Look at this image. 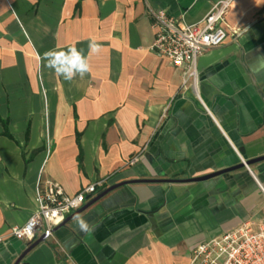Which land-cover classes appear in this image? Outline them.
I'll return each instance as SVG.
<instances>
[{
  "label": "crops",
  "instance_id": "obj_1",
  "mask_svg": "<svg viewBox=\"0 0 264 264\" xmlns=\"http://www.w3.org/2000/svg\"><path fill=\"white\" fill-rule=\"evenodd\" d=\"M218 1L0 0V264H190L264 223V160L241 166L264 157V0L232 1L195 79L153 49L150 8L195 24ZM92 38L83 79L46 67ZM44 180L97 189L52 235L17 239Z\"/></svg>",
  "mask_w": 264,
  "mask_h": 264
},
{
  "label": "built area",
  "instance_id": "obj_2",
  "mask_svg": "<svg viewBox=\"0 0 264 264\" xmlns=\"http://www.w3.org/2000/svg\"><path fill=\"white\" fill-rule=\"evenodd\" d=\"M232 1L219 0L195 24L180 21L165 10L150 8L149 14L157 30L153 49L173 66L185 68L186 76L195 79L200 56L222 45L229 35L223 24ZM135 161L132 159L131 163ZM96 189L97 184H91L80 193L69 195L60 184L44 180L35 198L36 211L24 225L11 227L10 234L28 241H34L40 234L52 235L68 215L84 205L86 195H93ZM190 264H264V223L254 227L246 222L201 243L193 250Z\"/></svg>",
  "mask_w": 264,
  "mask_h": 264
},
{
  "label": "clouds",
  "instance_id": "obj_3",
  "mask_svg": "<svg viewBox=\"0 0 264 264\" xmlns=\"http://www.w3.org/2000/svg\"><path fill=\"white\" fill-rule=\"evenodd\" d=\"M101 47V44L92 38L88 41V55H85L83 49L70 46L63 50H48L43 53L42 59L46 62V67L53 70L58 77H62L64 81L71 82L77 77L83 79L90 73L88 56L99 53ZM77 219L81 228H87V224L83 219L79 217Z\"/></svg>",
  "mask_w": 264,
  "mask_h": 264
},
{
  "label": "water",
  "instance_id": "obj_4",
  "mask_svg": "<svg viewBox=\"0 0 264 264\" xmlns=\"http://www.w3.org/2000/svg\"><path fill=\"white\" fill-rule=\"evenodd\" d=\"M261 160H264V157H261V158H258V159H255V160H252V161H246L245 163H242V167H245L246 165L247 166H250V165H252L253 163H255V162H258V161H261ZM223 172H226V171H220V172H218V173H214V174H212V175H207V176H204V177H199V178H194V179H190V180H193V181H200V180H205V179H209V178H211V177H213V176H215V175H218V174H221V173H223ZM44 239V238H43ZM43 239H38L30 248H29V250L30 249H32L33 247H35L36 245H38L41 241H43Z\"/></svg>",
  "mask_w": 264,
  "mask_h": 264
}]
</instances>
